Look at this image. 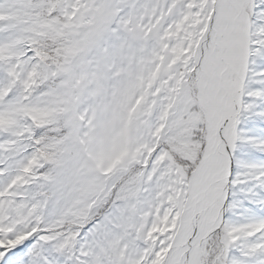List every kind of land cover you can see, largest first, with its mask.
<instances>
[{
  "label": "snow or ice",
  "instance_id": "snow-or-ice-1",
  "mask_svg": "<svg viewBox=\"0 0 264 264\" xmlns=\"http://www.w3.org/2000/svg\"><path fill=\"white\" fill-rule=\"evenodd\" d=\"M0 264H264V0H0Z\"/></svg>",
  "mask_w": 264,
  "mask_h": 264
}]
</instances>
